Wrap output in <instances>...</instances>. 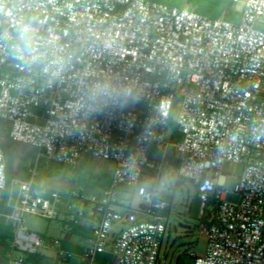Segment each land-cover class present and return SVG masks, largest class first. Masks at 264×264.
<instances>
[{
  "label": "built area",
  "instance_id": "1",
  "mask_svg": "<svg viewBox=\"0 0 264 264\" xmlns=\"http://www.w3.org/2000/svg\"><path fill=\"white\" fill-rule=\"evenodd\" d=\"M27 22L38 39L32 54L17 35ZM0 120L11 141L51 160L114 163L101 193H68L97 219L85 258L160 264L161 213L171 203L145 180L160 179L171 147L178 176L201 202L207 242L202 255L188 253L192 264H264V0H244L237 21L159 0H0ZM224 162L243 166L231 191ZM9 182L0 143V191ZM121 187L141 197L137 210H117ZM57 198L18 182L20 220L6 264H23L43 247L56 250L58 263L72 255L23 225L25 214L52 219Z\"/></svg>",
  "mask_w": 264,
  "mask_h": 264
},
{
  "label": "rangeland",
  "instance_id": "2",
  "mask_svg": "<svg viewBox=\"0 0 264 264\" xmlns=\"http://www.w3.org/2000/svg\"><path fill=\"white\" fill-rule=\"evenodd\" d=\"M243 1L229 0V8L239 13ZM127 104L129 107L133 106L131 101ZM177 117L176 108L171 114L167 140L174 131ZM8 127L7 121L0 120V143L5 150L10 179L7 189L0 191V264L9 261V244L20 220L14 206L18 194V182L31 180L43 190L44 194L49 195L51 192L58 194L57 200L53 202L57 213L52 219L29 214L22 216L23 225L39 234L45 243H48L50 240H61L62 212L68 211L67 206L74 202L68 193L83 191L87 196L101 193L108 185L115 169L112 161L97 160L88 156L83 157L76 166L51 160L29 145L11 141ZM167 152L170 157L175 154L171 147ZM177 166L178 164H164L157 183L160 196L171 203L170 208L161 213L167 230L160 251V264H192L188 253L193 251L197 255H202L207 242V237L201 228V202L197 189L191 181L178 176ZM242 171L241 164L224 162L221 169L224 189L234 190ZM122 189L125 190L124 196L129 199H126L125 207L118 208L119 212L123 214L128 208L137 210L142 203L141 197L133 188L122 187ZM138 216L142 217V214L138 212ZM117 228L116 226L115 229ZM40 254L42 257L37 261L24 264H80L73 256H70L68 261L58 263L57 253L48 247L41 248ZM109 264L116 263L109 260Z\"/></svg>",
  "mask_w": 264,
  "mask_h": 264
},
{
  "label": "crops",
  "instance_id": "3",
  "mask_svg": "<svg viewBox=\"0 0 264 264\" xmlns=\"http://www.w3.org/2000/svg\"><path fill=\"white\" fill-rule=\"evenodd\" d=\"M171 139L170 138L168 140ZM171 141V140H170ZM171 164H178L177 154L171 155ZM157 157V156H156ZM158 180L154 178L153 175H149V177L145 180L146 185H153L155 189L159 192L157 188ZM124 191L122 187L119 191V203L116 208L125 207L126 199L128 197L124 196ZM128 194H132L129 193ZM160 195V194H159ZM72 208L68 209L66 212H62V217L60 218L63 226V233L61 236L60 245L63 249L71 252V256L76 258V261L80 264H109V260H113V257L110 254H98L93 259H87L83 256V251L85 247V239L89 236L92 228L96 225L97 219L96 217L85 208L80 202L73 200ZM71 204V203H70ZM71 210V211H70ZM59 211H61L59 209ZM119 211V210H118ZM57 213V212H56ZM11 243V242H10ZM10 248V244H9ZM56 252L55 249H51ZM41 256L40 252L37 255H29L26 257L24 263H29L31 261H37ZM72 257V258H73ZM69 258L64 260L68 261ZM23 263V264H24ZM116 263V262H115ZM6 264V263H3Z\"/></svg>",
  "mask_w": 264,
  "mask_h": 264
},
{
  "label": "trees",
  "instance_id": "4",
  "mask_svg": "<svg viewBox=\"0 0 264 264\" xmlns=\"http://www.w3.org/2000/svg\"><path fill=\"white\" fill-rule=\"evenodd\" d=\"M177 7H189L209 18H218L225 15V18L237 21L239 13L229 8V0H159ZM174 131L171 133V141L179 139V131L174 123ZM154 187L153 185H149ZM37 255V254H36ZM35 256V255H34Z\"/></svg>",
  "mask_w": 264,
  "mask_h": 264
},
{
  "label": "clouds",
  "instance_id": "5",
  "mask_svg": "<svg viewBox=\"0 0 264 264\" xmlns=\"http://www.w3.org/2000/svg\"><path fill=\"white\" fill-rule=\"evenodd\" d=\"M17 35L20 45L22 46V52L32 54L36 50V45L38 43L32 23L27 22L18 25ZM100 93L103 95H108L109 92L107 87H102L100 89Z\"/></svg>",
  "mask_w": 264,
  "mask_h": 264
}]
</instances>
